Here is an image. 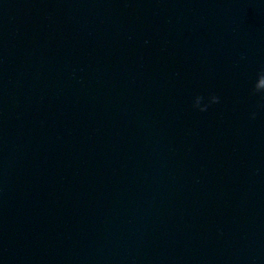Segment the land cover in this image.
I'll return each mask as SVG.
<instances>
[{
  "label": "water",
  "instance_id": "water-1",
  "mask_svg": "<svg viewBox=\"0 0 264 264\" xmlns=\"http://www.w3.org/2000/svg\"><path fill=\"white\" fill-rule=\"evenodd\" d=\"M261 69L264 0H0V264H264Z\"/></svg>",
  "mask_w": 264,
  "mask_h": 264
},
{
  "label": "clouds",
  "instance_id": "clouds-1",
  "mask_svg": "<svg viewBox=\"0 0 264 264\" xmlns=\"http://www.w3.org/2000/svg\"><path fill=\"white\" fill-rule=\"evenodd\" d=\"M252 94L253 95H259L261 97L262 100H264V69H261L256 76V80L255 83L252 87ZM203 99V97H196V102H195V107H199L201 100ZM210 103L211 104H216L219 103V97L216 95H211L210 98ZM264 106V105H262ZM207 108V105L204 108H200L201 111H205ZM255 114H253V118H254Z\"/></svg>",
  "mask_w": 264,
  "mask_h": 264
}]
</instances>
